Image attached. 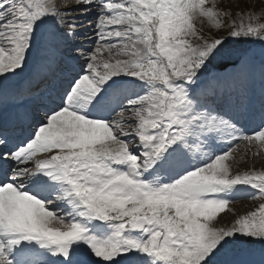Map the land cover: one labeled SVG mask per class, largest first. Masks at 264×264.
I'll list each match as a JSON object with an SVG mask.
<instances>
[{
    "label": "snow or ice",
    "instance_id": "obj_1",
    "mask_svg": "<svg viewBox=\"0 0 264 264\" xmlns=\"http://www.w3.org/2000/svg\"><path fill=\"white\" fill-rule=\"evenodd\" d=\"M245 2L0 0V264H264Z\"/></svg>",
    "mask_w": 264,
    "mask_h": 264
},
{
    "label": "rangeland",
    "instance_id": "obj_2",
    "mask_svg": "<svg viewBox=\"0 0 264 264\" xmlns=\"http://www.w3.org/2000/svg\"><path fill=\"white\" fill-rule=\"evenodd\" d=\"M251 2L255 4L257 9H260L262 6H264V4H262V0H251ZM229 3H233V4L240 3L241 7L244 9H247L249 7L248 3H246L245 0H223V5H227ZM233 11H235V9H233ZM205 32L212 35L216 34L213 30H211L207 26L205 27ZM250 166L251 164H246V163H242L240 165L241 168L250 167ZM255 166L257 168L264 166V158H256ZM259 203H260L259 200L253 201L249 197L244 196L232 201L230 207L232 209H235L237 213H244L258 206ZM221 216L223 217V222H228L231 219H233L231 211H226L225 213H222Z\"/></svg>",
    "mask_w": 264,
    "mask_h": 264
}]
</instances>
